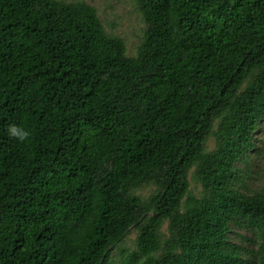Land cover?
Masks as SVG:
<instances>
[{"label": "trees", "instance_id": "obj_1", "mask_svg": "<svg viewBox=\"0 0 264 264\" xmlns=\"http://www.w3.org/2000/svg\"><path fill=\"white\" fill-rule=\"evenodd\" d=\"M136 3L130 58L85 2L0 0V264H114L133 226L122 264H264V184L239 167L264 123V0Z\"/></svg>", "mask_w": 264, "mask_h": 264}, {"label": "rangeland", "instance_id": "obj_2", "mask_svg": "<svg viewBox=\"0 0 264 264\" xmlns=\"http://www.w3.org/2000/svg\"><path fill=\"white\" fill-rule=\"evenodd\" d=\"M66 3L85 2L97 11L98 17L109 34L120 37L126 45V54L133 58L136 56L139 46L144 40L147 24L144 22L141 13L138 10L136 0H59ZM256 148L249 153L247 162L239 165L244 170L243 180L245 190L253 193L262 188L264 184V123L255 135ZM214 140L210 139L208 143V151L214 149ZM190 190L199 197L202 194V186L196 183L189 175ZM154 187H145L139 191L141 196L150 195ZM164 236H168L167 222H165L162 230ZM138 230L133 226L124 238L123 242L111 250V257L114 264H122L124 259V251L136 250L135 240ZM253 238L245 229L232 227L229 239L237 244L247 245V240ZM250 247V246H248Z\"/></svg>", "mask_w": 264, "mask_h": 264}, {"label": "clouds", "instance_id": "obj_3", "mask_svg": "<svg viewBox=\"0 0 264 264\" xmlns=\"http://www.w3.org/2000/svg\"><path fill=\"white\" fill-rule=\"evenodd\" d=\"M9 133L10 135L17 137L21 141H23L28 135L27 132H24L23 130L18 129L16 126H11L9 128Z\"/></svg>", "mask_w": 264, "mask_h": 264}]
</instances>
